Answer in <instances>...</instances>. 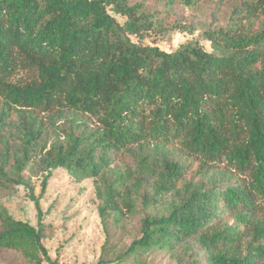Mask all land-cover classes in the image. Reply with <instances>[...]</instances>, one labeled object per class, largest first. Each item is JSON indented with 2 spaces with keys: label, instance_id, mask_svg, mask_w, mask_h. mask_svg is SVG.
I'll return each instance as SVG.
<instances>
[{
  "label": "trees",
  "instance_id": "trees-1",
  "mask_svg": "<svg viewBox=\"0 0 264 264\" xmlns=\"http://www.w3.org/2000/svg\"><path fill=\"white\" fill-rule=\"evenodd\" d=\"M231 1L227 26L203 34L211 50L167 52L144 40L177 25L144 0H0V195L24 186L37 211L34 226L0 199L11 264H59L31 182L42 176L46 190L59 169L96 179L97 264L178 248L183 264H264V0ZM191 159L207 183L185 179ZM128 215L142 216L140 234L115 255L112 227Z\"/></svg>",
  "mask_w": 264,
  "mask_h": 264
},
{
  "label": "rangeland",
  "instance_id": "rangeland-1",
  "mask_svg": "<svg viewBox=\"0 0 264 264\" xmlns=\"http://www.w3.org/2000/svg\"><path fill=\"white\" fill-rule=\"evenodd\" d=\"M144 3L151 11L165 13L170 22L177 25L175 31L165 34L155 32L147 35L144 40L146 44L156 45L167 52L175 51L191 41H199L207 50H211V44L203 39V34L209 29L226 27L232 6L231 0H225L218 9L215 1L194 8L178 5L166 8L164 0H144ZM118 19L122 20L120 17ZM183 28L186 29L182 30ZM20 77L25 78L26 75L21 74ZM171 149L176 150L178 146ZM174 158L184 160L178 151ZM190 161L192 164H189L185 179L193 183H207L209 178L196 172L198 163L192 159ZM223 169L224 165H221L218 171ZM31 182L35 195H41L40 203L45 220L56 228L54 237L45 241L51 259L59 264H97L107 243V233L100 215L102 201L97 196L96 179L78 182L66 171L59 169L53 172L46 190H43L42 176L32 177ZM0 199L15 219L37 225L36 207L29 197V190L24 186H14L7 193L1 194ZM141 220V215H128L122 227H112L109 245L114 247L115 255L125 251L139 237ZM224 222L234 224V220L228 215ZM15 258L16 254L13 252H0V264H11ZM186 260L187 255L182 248H178L174 253H149L142 258V263L183 264ZM126 264L137 263L131 259Z\"/></svg>",
  "mask_w": 264,
  "mask_h": 264
}]
</instances>
